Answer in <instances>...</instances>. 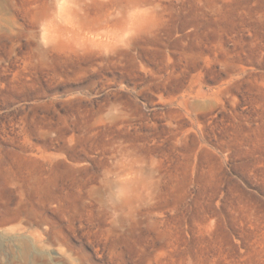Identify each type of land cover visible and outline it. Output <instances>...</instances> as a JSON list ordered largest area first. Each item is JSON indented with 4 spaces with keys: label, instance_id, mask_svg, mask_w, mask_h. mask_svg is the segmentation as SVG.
<instances>
[{
    "label": "rangeland",
    "instance_id": "obj_1",
    "mask_svg": "<svg viewBox=\"0 0 264 264\" xmlns=\"http://www.w3.org/2000/svg\"><path fill=\"white\" fill-rule=\"evenodd\" d=\"M0 264H264V0H0Z\"/></svg>",
    "mask_w": 264,
    "mask_h": 264
},
{
    "label": "clouds",
    "instance_id": "obj_2",
    "mask_svg": "<svg viewBox=\"0 0 264 264\" xmlns=\"http://www.w3.org/2000/svg\"><path fill=\"white\" fill-rule=\"evenodd\" d=\"M120 197V193L117 191L116 193L113 194V196L108 197L107 199V205L112 212V218L117 219L120 215V212L115 210V204L116 200H118Z\"/></svg>",
    "mask_w": 264,
    "mask_h": 264
},
{
    "label": "bare ground",
    "instance_id": "obj_3",
    "mask_svg": "<svg viewBox=\"0 0 264 264\" xmlns=\"http://www.w3.org/2000/svg\"><path fill=\"white\" fill-rule=\"evenodd\" d=\"M47 16V15H46Z\"/></svg>",
    "mask_w": 264,
    "mask_h": 264
}]
</instances>
